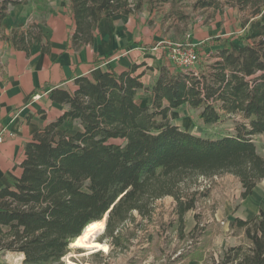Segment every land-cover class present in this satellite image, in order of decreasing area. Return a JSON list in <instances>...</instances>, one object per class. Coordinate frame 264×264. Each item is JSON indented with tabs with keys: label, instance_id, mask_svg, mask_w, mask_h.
<instances>
[{
	"label": "trees",
	"instance_id": "obj_1",
	"mask_svg": "<svg viewBox=\"0 0 264 264\" xmlns=\"http://www.w3.org/2000/svg\"><path fill=\"white\" fill-rule=\"evenodd\" d=\"M23 2L0 0V40L28 51L44 41L40 25L9 33L3 28L10 11ZM225 2L243 18L263 20L261 31L241 42L237 52L213 49L193 68L133 64L95 80L76 77L73 92H51V101L65 111L34 134L25 145L21 177L0 190V253L22 255V264H59L86 228L106 216L101 240L123 252L137 238L136 214L152 218L157 201L172 197L180 222L196 211L207 193L191 190L199 178L232 175L241 184L242 200L253 193L264 180V155L253 141L264 136V0ZM68 4L76 27L70 44L75 51L96 43L94 30L103 19L136 15L142 8L130 0ZM196 6L221 5L199 0ZM210 47L205 43L197 49ZM147 71L155 73L148 84L143 80ZM141 92L153 96L151 105L139 103ZM187 105L206 126L234 120L236 134L212 140L181 130L170 113ZM70 122L80 128L74 135L61 129ZM128 224H134L135 234H126ZM231 229L242 231L243 241L225 249L218 264H264V210L251 220L234 219ZM176 230L183 234V226ZM190 258L204 261L200 250Z\"/></svg>",
	"mask_w": 264,
	"mask_h": 264
},
{
	"label": "rangeland",
	"instance_id": "obj_2",
	"mask_svg": "<svg viewBox=\"0 0 264 264\" xmlns=\"http://www.w3.org/2000/svg\"><path fill=\"white\" fill-rule=\"evenodd\" d=\"M130 1L142 4L137 16L144 19L147 28L156 34L154 45H144L142 50L152 53L155 46L166 48L164 59L168 66L169 49L175 46L193 48L199 54V61H203L206 53L213 49L226 47L237 52L241 42H250L262 29V19L243 18L232 11L225 0H219V8L208 9L195 7L199 0H172L170 3L157 2L153 5L147 0ZM24 2L27 5L19 13V17L30 22H45L58 3L57 0ZM2 43L0 40V44ZM205 43L212 47L206 51L197 49ZM223 43L225 45L220 46ZM195 66L197 64L193 67ZM152 77L151 73H147L144 82H149ZM142 96L141 92L140 98ZM170 119L181 130L207 139L216 140L236 134L234 120L206 126L199 120L197 112L188 106L171 112ZM61 129L66 130L68 135H74L80 130L74 122L65 123ZM253 141L258 151L264 155V136H256ZM191 187V190L207 193L198 200L196 211L188 212L183 222L179 221L174 211V199L166 197L155 203L152 218L143 219L136 214L135 224H140L137 238L131 240L127 250L119 252L116 248H111L108 241H102V230L96 233L94 239L107 246V251L71 245L70 252L59 264H205L212 260L218 264L225 249L238 246L243 241L242 231L231 229V222L234 220L231 216L243 211L242 187L232 175L199 178L193 181ZM133 225L126 226V234H135ZM179 226H183L182 235L176 230ZM195 228L197 230L192 233ZM197 250L204 255V261H191L190 256ZM19 258L15 256L12 263L22 264Z\"/></svg>",
	"mask_w": 264,
	"mask_h": 264
},
{
	"label": "crops",
	"instance_id": "obj_3",
	"mask_svg": "<svg viewBox=\"0 0 264 264\" xmlns=\"http://www.w3.org/2000/svg\"><path fill=\"white\" fill-rule=\"evenodd\" d=\"M57 2L56 9L45 22H30L19 17L26 2L13 8L3 21L7 33L12 29L24 30L33 23L40 25L44 41L33 43L28 51L18 50L5 42L0 44V128H7L0 145V190L13 186L21 177L25 145L34 134L64 113L65 107L50 99L53 90L70 93L76 89V77L95 80L105 72L121 73L133 64L144 63L153 68L166 65V48L155 46L152 53L142 50L144 45H154L156 34L137 14L103 19L94 30L96 43L75 51L70 44L76 27L68 1ZM42 46L49 47V51ZM147 73L153 77L146 84L155 77L154 72L147 71L144 78ZM142 94L143 98L138 95L139 103L151 105L153 96ZM242 209L231 217L251 220L264 210V180L243 200ZM15 256L18 255L0 253V264H13ZM19 257L22 262L24 257Z\"/></svg>",
	"mask_w": 264,
	"mask_h": 264
},
{
	"label": "built area",
	"instance_id": "obj_4",
	"mask_svg": "<svg viewBox=\"0 0 264 264\" xmlns=\"http://www.w3.org/2000/svg\"><path fill=\"white\" fill-rule=\"evenodd\" d=\"M169 61L176 67L190 68L199 62V54L186 46H175L169 49ZM7 128H0V145L3 143Z\"/></svg>",
	"mask_w": 264,
	"mask_h": 264
},
{
	"label": "bare ground",
	"instance_id": "obj_5",
	"mask_svg": "<svg viewBox=\"0 0 264 264\" xmlns=\"http://www.w3.org/2000/svg\"><path fill=\"white\" fill-rule=\"evenodd\" d=\"M104 227H105V219L91 224L86 228L82 236H80L72 245L86 249L107 251L108 250L107 246L97 243L94 239L96 233L102 231ZM21 257L23 256L21 255Z\"/></svg>",
	"mask_w": 264,
	"mask_h": 264
},
{
	"label": "water",
	"instance_id": "obj_6",
	"mask_svg": "<svg viewBox=\"0 0 264 264\" xmlns=\"http://www.w3.org/2000/svg\"><path fill=\"white\" fill-rule=\"evenodd\" d=\"M106 220H107V216L105 217V227H106ZM105 227L103 229L104 231H105Z\"/></svg>",
	"mask_w": 264,
	"mask_h": 264
}]
</instances>
